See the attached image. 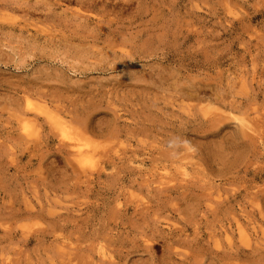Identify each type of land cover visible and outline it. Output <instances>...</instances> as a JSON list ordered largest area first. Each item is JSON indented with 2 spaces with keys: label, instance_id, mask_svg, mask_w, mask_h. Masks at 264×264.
Masks as SVG:
<instances>
[{
  "label": "rangeland",
  "instance_id": "rangeland-1",
  "mask_svg": "<svg viewBox=\"0 0 264 264\" xmlns=\"http://www.w3.org/2000/svg\"><path fill=\"white\" fill-rule=\"evenodd\" d=\"M0 264H264V0H0Z\"/></svg>",
  "mask_w": 264,
  "mask_h": 264
},
{
  "label": "bare ground",
  "instance_id": "bare-ground-1",
  "mask_svg": "<svg viewBox=\"0 0 264 264\" xmlns=\"http://www.w3.org/2000/svg\"><path fill=\"white\" fill-rule=\"evenodd\" d=\"M259 133V132H258ZM60 134H61V137H62V140L64 139L69 145H71L73 148H74V150H72V151H74L72 154L73 155H76L77 156V158H78V160H81L83 157H84V153H86V150L84 151L83 149H85V148H83L82 149V147L80 146V145H78V144H76L75 142H74V137L71 135V134H69V133H66L65 132V130L64 129H61L60 130ZM66 142H64V143H66ZM63 143V142H62ZM63 143V144H64ZM66 145V144H65ZM75 153V154H74ZM71 154V155H72ZM94 155V154H93ZM86 156V155H85ZM73 158H74V156H73ZM93 161V160H92ZM87 163V162H86ZM89 163V162H88ZM88 167V166H87ZM240 230V229H239ZM240 232V231H239Z\"/></svg>",
  "mask_w": 264,
  "mask_h": 264
}]
</instances>
